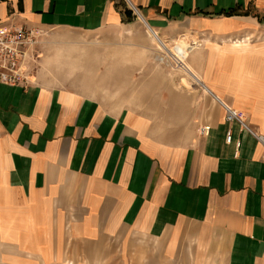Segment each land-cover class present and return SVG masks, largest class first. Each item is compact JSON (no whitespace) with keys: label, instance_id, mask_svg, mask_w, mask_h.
<instances>
[{"label":"crops","instance_id":"1","mask_svg":"<svg viewBox=\"0 0 264 264\" xmlns=\"http://www.w3.org/2000/svg\"><path fill=\"white\" fill-rule=\"evenodd\" d=\"M130 11L169 47L187 43L190 76L130 108L0 83V264H64L71 244L107 243L151 244L166 263L264 264V149L226 120L264 135V0H0V27L113 33Z\"/></svg>","mask_w":264,"mask_h":264},{"label":"rangeland","instance_id":"2","mask_svg":"<svg viewBox=\"0 0 264 264\" xmlns=\"http://www.w3.org/2000/svg\"><path fill=\"white\" fill-rule=\"evenodd\" d=\"M126 21L128 26L124 31L113 33H37L31 77L112 106L130 108L136 102L141 103L136 97L142 96L144 87H149L151 92L165 88L168 85L164 83L165 78H173L183 69L162 51L158 59L161 63L156 61L157 45L149 38L137 13L130 11ZM163 39L171 46L182 40L180 37L176 41ZM143 49L147 50L146 54ZM186 90L192 91L191 85ZM150 248L148 243L135 245L128 254L110 243L71 244L70 259L64 264H178L150 259Z\"/></svg>","mask_w":264,"mask_h":264},{"label":"built area","instance_id":"3","mask_svg":"<svg viewBox=\"0 0 264 264\" xmlns=\"http://www.w3.org/2000/svg\"><path fill=\"white\" fill-rule=\"evenodd\" d=\"M39 31L18 26L0 27V83L7 86H27L32 83L31 77L34 62V46L37 43ZM193 46H195L193 44ZM180 67H184L182 63ZM226 120L237 121L241 128L254 136L264 149V135L256 134L249 130L244 121L235 112L227 110ZM208 126L201 127L199 134L207 135ZM231 136L228 133L226 141L229 143ZM239 146V145H238Z\"/></svg>","mask_w":264,"mask_h":264},{"label":"bare ground","instance_id":"4","mask_svg":"<svg viewBox=\"0 0 264 264\" xmlns=\"http://www.w3.org/2000/svg\"><path fill=\"white\" fill-rule=\"evenodd\" d=\"M140 17V16H139ZM140 20L142 22L145 23V25L148 27V25L146 24V22L140 17ZM148 29L150 30V28L148 27ZM147 30V29H146ZM147 30L146 32H148L149 36L151 37L152 41L155 43V45H157V49L161 50L162 52H164L165 54H167L169 57H171L174 61H177V66L179 67V64L182 63V65L184 66L182 71L185 72V74L189 77L190 73L188 72L189 70L187 69V67L183 64V62L185 61L186 57L189 55V47L187 45V43L181 42L178 43L175 47L170 48L167 43H165L163 40H161V38L157 37L155 35V33L152 30ZM180 42V41H179ZM186 42V41H185ZM196 43V42H195ZM194 43V44H195ZM194 48V47H193ZM193 50V49H192ZM186 62V61H185ZM184 62V63H185ZM189 68V67H188ZM192 74V73H191ZM188 80V79H187ZM182 85H184L185 87L188 88V83L186 82V80H182ZM175 86V85H174Z\"/></svg>","mask_w":264,"mask_h":264},{"label":"trees","instance_id":"5","mask_svg":"<svg viewBox=\"0 0 264 264\" xmlns=\"http://www.w3.org/2000/svg\"><path fill=\"white\" fill-rule=\"evenodd\" d=\"M227 16H231V15H235V14H238L237 11H230L228 13H225ZM243 14H246V13H243Z\"/></svg>","mask_w":264,"mask_h":264}]
</instances>
